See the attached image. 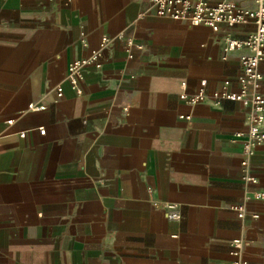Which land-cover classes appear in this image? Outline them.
<instances>
[{
  "label": "crops",
  "instance_id": "0c3cea01",
  "mask_svg": "<svg viewBox=\"0 0 264 264\" xmlns=\"http://www.w3.org/2000/svg\"><path fill=\"white\" fill-rule=\"evenodd\" d=\"M252 29L193 25L149 0H0V264H230L233 239L264 264V200L252 197L264 141L242 165L246 108L178 96L181 82L236 89L243 50L225 39ZM119 32L142 47L128 57L110 41L78 92L69 63Z\"/></svg>",
  "mask_w": 264,
  "mask_h": 264
},
{
  "label": "built area",
  "instance_id": "2783aa9c",
  "mask_svg": "<svg viewBox=\"0 0 264 264\" xmlns=\"http://www.w3.org/2000/svg\"><path fill=\"white\" fill-rule=\"evenodd\" d=\"M63 4H69L71 0H59ZM155 12L159 15H168L175 19H183L188 23L197 25L205 24L212 30H217L221 24L233 26L237 24H252L253 29L243 38L227 37L225 50L241 49L239 57L240 73L236 78L237 87L231 90L230 81L225 79L221 87L206 91L204 81L196 91L188 92L186 83L179 85L178 96L180 99L194 104L209 99L214 105H219L223 100L240 102L247 112V122L243 129L234 131L238 137H243L242 153L244 157L241 164H246V158L255 148L264 141V95L260 91L262 73L259 64L264 61V0H149ZM118 40L125 44L127 56H133L134 49H140L142 45L125 36L122 32L114 36L102 35L96 48L89 55L72 60L67 68V78L73 88L80 92L79 82L82 79L83 67L87 65L101 66L106 58L108 43ZM85 44V41H83ZM57 95L62 96V87L57 86ZM43 104L29 103L31 110L43 109ZM186 117H188L186 115ZM40 133L44 132L38 127ZM24 134V131L21 132ZM252 179L245 176V180ZM252 197L264 200V191H254ZM165 214L169 219L181 217L175 203H165ZM237 216L243 217L242 205H233ZM256 216V215H253ZM233 259L230 264H247L241 256V240L233 239Z\"/></svg>",
  "mask_w": 264,
  "mask_h": 264
}]
</instances>
